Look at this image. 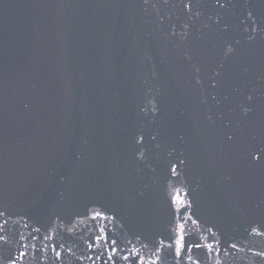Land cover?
<instances>
[{
    "label": "water",
    "instance_id": "1",
    "mask_svg": "<svg viewBox=\"0 0 264 264\" xmlns=\"http://www.w3.org/2000/svg\"><path fill=\"white\" fill-rule=\"evenodd\" d=\"M0 264H264V0H0Z\"/></svg>",
    "mask_w": 264,
    "mask_h": 264
},
{
    "label": "snow or ice",
    "instance_id": "2",
    "mask_svg": "<svg viewBox=\"0 0 264 264\" xmlns=\"http://www.w3.org/2000/svg\"><path fill=\"white\" fill-rule=\"evenodd\" d=\"M97 215H99V213H97ZM176 245H177V254H179V249H180V247H181V240H177V242H176ZM196 247H200V245H196ZM113 251H115V250H113Z\"/></svg>",
    "mask_w": 264,
    "mask_h": 264
}]
</instances>
